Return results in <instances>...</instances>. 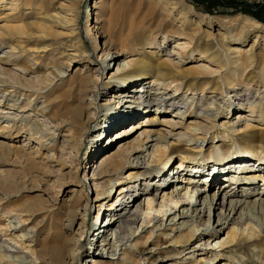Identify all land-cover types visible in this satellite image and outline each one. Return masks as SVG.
Listing matches in <instances>:
<instances>
[{"label": "bare ground", "instance_id": "obj_1", "mask_svg": "<svg viewBox=\"0 0 264 264\" xmlns=\"http://www.w3.org/2000/svg\"><path fill=\"white\" fill-rule=\"evenodd\" d=\"M1 1L5 2V7L8 5L6 8L3 6L4 10L10 9L13 13L20 9V4H29V0ZM80 4L81 0H63L57 4L60 11L47 13L43 18L37 17L42 21H26L25 18L20 20L10 16L12 12L6 15L0 13V46L9 42L11 44L0 54V90L3 91L6 87H21L34 92L37 89L32 86L33 80L26 77L29 72H40L44 76V88L47 91L69 83L66 89L61 88L59 96L49 98L36 107H33L29 100L20 105L13 100L14 103L10 101L7 106L0 100V120L7 118L4 122L16 123L15 118L6 116L9 113L7 109L19 108L26 112L30 108L29 112H35L32 120L29 119L32 113H29L27 127L16 128L15 123H0V131H7V136L0 138V162L8 165L14 160L21 168L19 174L8 172L0 176V190L7 195H19L26 188L21 185L27 179L31 180L34 186L37 178L42 175V171H38L39 160L55 161L60 168L69 167V173L60 171V180L72 179L71 174L75 167V183L80 186L77 195L75 191V196L72 194L73 196L65 201L60 212L55 211L57 201L51 203L48 198L42 199V209L50 208L51 212L48 224V219L43 217L36 222V227L26 228L31 222L30 219L36 215L33 213L30 217H23L25 212L30 211L31 206H23V209H20L19 215L13 220L14 224H6L0 219V239L2 236L9 238L0 242V264H81L84 240L91 238V247L94 241L98 243L97 251H89L90 255L86 258L89 264H143L145 261L146 264H178L180 257L177 256L191 249L192 244L202 247L201 250H213L218 247L221 255L235 248L227 258L228 262L222 259L217 264H241L237 254L242 258L245 255L237 252L239 250H236V247L242 246L243 243L255 248L252 254L258 260L255 264H264V104L261 102L264 96H251V87L254 84L264 87V43L261 42L264 26L246 17L242 25L240 22L238 32L232 34L228 26L230 21L225 17L215 18L213 20L220 27L215 37L214 34L198 30L201 21L191 17L194 14L192 8L181 0H96L92 12L87 16L89 26L84 38L90 43L101 65L95 69L90 67L92 64L85 65L74 87L71 86L72 78L68 79L69 74L61 72V69L60 71L51 64L56 61L59 62L58 67H67L77 57L86 56V46L80 44L81 34L77 31ZM128 5L135 9L133 14L126 8ZM108 11L110 15L107 18ZM112 13L120 17L118 25H121V28L117 36L108 25L112 24ZM69 27V32H65L64 29ZM222 28H225V31L220 33ZM69 33V44L63 40L58 42L67 47L66 62L51 58L49 63H44L45 55L41 53L48 52L53 46L52 37L56 35L63 39ZM173 38H177L173 48L181 50L179 53L185 58L183 62L175 61L174 56L178 52L165 46ZM29 52L33 53L31 63H28ZM196 55L199 60L207 61L209 66H186L188 57ZM122 56H125L123 64H119L116 71H111L113 64ZM36 57L38 58L35 59ZM8 61L14 66L13 69L1 64ZM95 63L93 62V65ZM50 68L52 71L47 72ZM147 80H150L152 86H146ZM131 83H135L137 87L132 88ZM238 86L245 89L238 90ZM172 90L173 94L170 93ZM208 90L223 95L237 92L233 102L239 103L234 107L233 102L224 105L219 103L215 111L212 107H195L200 110V113L196 112L197 116L211 123L210 135V131L202 130L200 121L185 123V118L195 112L193 104L196 94ZM112 91V99H108ZM182 93H185V96L180 98ZM252 97L255 100L252 101ZM242 99L244 102H241ZM107 104H113L114 113L105 116L108 123L105 125V122H101V129L89 140L91 152L110 126L150 114L151 109L156 115L146 122L152 126L146 127L133 140L120 144L114 142L105 146L104 150H96L100 156L90 166L91 182L77 179L81 164L80 152L94 118L92 113L97 115L107 108ZM178 104L184 107L180 106L172 111L174 105ZM186 107L187 109L183 110ZM247 108V111L252 113L260 109L261 113L257 119L259 123L253 124L251 118L245 115H240L237 122H217L218 115H222L226 110L228 113L234 110L244 112ZM158 113L171 115L157 122L160 124H155ZM39 116H42L43 120L38 119ZM62 129L65 130L62 135L66 139H63V142L68 143L67 147L46 148L44 140H54L61 134ZM18 138H23V144L13 143ZM211 139L219 140L210 143ZM31 141H36V155L26 148ZM217 143H220L217 147L221 149L220 153L215 148ZM40 146L46 150H41ZM238 148L243 151L242 155L238 154ZM174 157L179 158L181 163L175 172L172 170L173 177L169 179L168 172L164 169ZM233 158L238 160L231 161ZM185 162L218 167L207 168L208 174L204 176L207 185H198L196 177L202 176L206 172L205 169L198 167L187 169L185 174L181 173L188 168L187 164L185 168L180 169ZM223 164L227 165L221 169ZM160 166H163V171L157 172L158 180L157 177L152 178L155 171L162 170L159 169ZM238 168L240 171H235ZM53 171L52 167H47L48 173ZM246 171L249 173H245ZM179 175H189L185 179L189 184L185 194L182 196V186L176 185L175 190L163 195L159 210H155L153 204L160 197L159 190L172 185L171 183L176 181L174 178ZM222 179L230 181L228 187H222L225 181L222 184L218 182V190L212 195L210 190L214 181ZM242 179L252 181L250 184L246 180L242 183L243 186H256V181L262 180L263 188L256 190L244 187L245 191L239 190L238 185ZM90 189L93 190L89 195ZM154 190L155 193H152ZM145 194H153V197L146 199V211L139 201V197ZM193 194H197L195 201L192 200ZM114 195L115 200L112 199ZM252 196L254 198L251 199ZM165 200L174 203L175 207L169 205V209L161 212L164 205L168 206ZM180 202L179 209H174ZM96 208L97 220L101 214L107 212L108 215L98 227L96 224L88 227L86 217L93 214ZM154 212L158 215L153 214ZM206 215L209 220L204 226ZM257 215L263 220L257 218ZM212 216L216 218V224L213 226ZM141 219L143 220L139 226ZM21 229L27 231H24L22 236L15 235V232ZM226 229L224 237L218 236ZM41 232L42 238L39 235ZM145 234L149 236L146 237ZM21 237L35 244L28 246L19 240ZM212 243L216 247H210ZM25 249L28 250L24 251ZM195 252L193 250L183 254L181 258L187 254L194 257ZM155 255L160 256L162 261H153ZM202 255L204 254L197 257L195 255V259L187 264H204L205 257Z\"/></svg>", "mask_w": 264, "mask_h": 264}, {"label": "rangeland", "instance_id": "obj_2", "mask_svg": "<svg viewBox=\"0 0 264 264\" xmlns=\"http://www.w3.org/2000/svg\"><path fill=\"white\" fill-rule=\"evenodd\" d=\"M5 1L8 2L10 0H5ZM61 1H63V0H29L27 2V3H29L28 5L23 6L22 4H20V9L15 10L14 13L12 11H10V9H8V10L5 9L4 10V8H6L8 5L5 7L4 6L5 2L3 3L1 1L0 2V13L3 12L4 15H6L7 13L12 12V15H10V16L17 17L20 20H23V18H25L26 21H27V19L36 20L37 17H42L43 18L44 15H46L47 13H51L52 14L54 12L60 11L59 9H57V4H59V2H61ZM181 1L184 2L186 5H188L190 8H192L194 14L191 17L194 20L201 21L199 23L198 30L201 31L202 33L203 32H209L210 34H214L215 37L217 36L219 28H220L216 24L215 20H213L215 18L225 17L228 21H230V24L228 26H230V31H231L232 34L235 33V32H238V30L240 29V27H241V25L244 22L246 17H249L250 19L254 20L260 26H264V4H250V3H248V0H181ZM95 2H96V0H81L80 9H79L80 10V19H79V26H78L79 28H78L77 31H80V34H81L80 35V39H81V43L80 44L81 45L83 44V46L84 45L86 46L87 51L84 53L86 56L77 57V59L75 61H73V63L71 62L72 64L70 66H67V67H66V65H64L65 67H58L59 62H56V61H54V63L51 64V65H55L56 68H58L59 70L61 69L62 70V71L60 70L61 72L65 73V74L68 73L69 74L68 79L72 78L71 86H74V87L77 85L78 79L80 77L79 75L81 73V70L86 67L85 65L92 64L90 67H92L93 69H95L96 67L101 65V63L97 61L96 54L91 49L90 43L87 41V39L84 38V34L88 30V26H89L88 21H87V18H88L87 16H88V14H90L92 12V7H93ZM31 4H33V6ZM3 6H4V8H3ZM126 8L128 10H131L132 14H133L135 9H133L132 7H129V5ZM25 13H27L26 16L24 15ZM132 14L130 15L129 19H131ZM109 15H110V12L108 11V14H107L106 17L108 18ZM33 16H34V18H33ZM111 16H113L112 17V21H111L112 24L110 23L108 25L110 26V28H112L114 34L117 36L118 32H119V29L121 28L120 27L121 25H118V20H119L120 17H119L118 14H115V13H112ZM1 20L4 21L6 19H1ZM37 20L42 21L41 18H38ZM240 22H241V25H240ZM58 29H60V28H58ZM70 29H71V27H69L68 29H64V31L65 32H67V31L69 32ZM224 31H225V28H222L220 30V33H223ZM70 35H71L70 33L67 34L66 38H63V39H62V37H58L56 35H54L52 37L51 41L53 43V46L50 47V50L48 52L41 53V55H45L44 63H49L50 62L49 60H51V58L58 59L59 61H62V63L66 62L67 57H66L65 54L67 53V51L65 49H67V47L61 45L58 42L63 40V42H66V44H69L68 42H69L70 39H68V38H70ZM261 35H262V41L261 42L264 43V36H263L264 35V30H262ZM235 36L236 35H234V36L232 35L233 38H237ZM252 36H254V35H252ZM252 36H251V38H252ZM160 39H158V41ZM176 39L177 38L170 39L168 44H166L165 46L168 49L173 50L174 49L173 47L176 44L175 43ZM31 44H34V43H31ZM10 45H11L10 42L2 44L0 46V54H2L5 49L10 47ZM174 50L176 52H178V54L176 56H174L175 57L174 60L177 61V62L185 61V58L182 57L180 55V53H179L181 50L178 49V48L174 49ZM32 54L33 53H30V52L27 53V57H28V60H29L28 63H31L30 59H32L31 58ZM52 56H54V57H52ZM37 58L38 57H36L35 59H37ZM124 58H125V56H122L121 58H119L116 61V63L113 64V69L111 71H116L117 68L119 67V64L120 65L123 64V59ZM38 60L40 62L41 58H39ZM67 62H68V60H67ZM93 62L94 63L97 62V63H95V65H93ZM1 64L4 65L8 69H11V68L13 69V67H14L11 63H9V61L7 63L3 62ZM189 65L207 67V66H209V63L207 61H204V60H199V57L196 55L195 57H191V58H190V56L188 57V60L186 61V66H189ZM43 70H41V71H43ZM50 71H52V68L48 69L47 72H50ZM54 72H56V71H54ZM32 73L33 72L27 73L26 77L27 78L31 77L30 79L33 80V82H34V85H32V86L35 89H37V90H35L34 92H31L30 89H26V88L21 89V87H20V88H16L15 89V87L14 88L6 87V88H4L3 91L0 90V100L4 101L5 106H7V104L10 101L13 102V103H14V101H17V102H19L18 105H20L22 103L28 102V100H29V102H31V105L33 104L34 106L33 105L32 106L36 107V106L41 105L44 101H46L49 98H53L54 96H59L60 92L62 91L61 88L66 89L68 87L69 83H63L60 87H56V88H53V89L47 91V89L44 88V76L41 75L40 72L35 73V74L34 73L32 74ZM35 75L36 76L40 75V76L37 77L38 79L35 78V77H32V76H35ZM38 81H41V82H38ZM147 81L148 82L146 83V86H148V87H149V85L152 86V83L149 82L150 80H147ZM38 83H40V84H38ZM130 85L132 86V88L133 87H135V88L137 87V86H135V83H131ZM241 87H243V86H238L237 89L238 90H244L245 89V87L242 88V89H241ZM1 88L2 87H0V89ZM156 88H158V87H156ZM5 89H7V90H5ZM99 89L100 90L102 89L101 85L99 86ZM263 89H264V87L261 84L260 85L254 84L251 87V91H252L251 96H256V95L257 96L259 95V97L260 96H264V91L263 92L261 91ZM258 90H260V91H258ZM170 93L173 94L174 93L173 90ZM236 93L237 92H230L229 95H225V94L223 95V94H220V93H213V92H211L209 90L205 91L204 93L200 92V94L199 93L196 94L195 102H194L193 106H194V108L195 107H203V106L204 107H210V108L212 107L211 109L213 111H215V109H216V107L218 106L219 103H222V105H224V103L225 104H229L230 102H233L235 100V98L237 97V96H234V94H236ZM112 94H113V91L111 92V95L108 97V99L109 98L112 99ZM202 95H203V98L201 97ZM184 96H185V93H182V94L179 95L180 98H183ZM186 96H188V94ZM217 98H220V99H217ZM243 99H245V97H243ZM222 100H224V102ZM251 100L253 101L255 99H253V97H252ZM245 101L248 102L247 100H245ZM257 101H259V99ZM241 102H244V100L241 101ZM261 102H262V104H264V99L261 100ZM238 104H239L238 102H233V107L234 106H238ZM106 106H107V108L105 107L106 110L104 109L101 112H98L97 115L92 113V117H94V118H93V121H92V123L90 125L89 133H88V135H86V138L84 139V145H83V147L81 149V152H80V163L81 164H80L79 171L77 173L78 174L77 175L78 176L77 179H80V180H85L86 179L87 182H91L92 171L90 169V166L93 165V163L96 162V160L100 156L99 152H96V150H104L105 146L111 145L114 142H117V144H120V143L129 142V141L133 140L146 127L152 126L151 123L149 124V123H146V122L149 121L150 118H152V117H154L156 115V113L153 114L154 110L151 109L150 110V114L147 113V115H142V116H139L137 118L129 119L127 121L118 122L115 125L110 126L108 131L107 130L104 131V135H103L102 140H100V141H98L96 143V148H94L92 150V152H91V148H90L91 143H89V140L92 138V135L95 132H97L98 130L101 129L100 128V123L101 122H103V123L105 122V125H106L108 123V122H106V120H107L106 117H108L109 114H113L114 113L113 104H111V105L107 104ZM180 106L184 107V105H180ZM180 106H179V104L176 105V106L174 105V107L171 110L175 111V108H178ZM187 107L183 108V110L187 109ZM141 108H143V107H141ZM7 110H9V113L6 116H10L11 118H15L16 119V123L13 122V121L4 122L7 118L0 120L1 121L0 123L4 122V123H8L9 125H13L15 123L17 125L15 127L17 128L19 126L25 127L28 124V120L27 119H28L29 113H32V116H30L29 119L30 120L34 119L33 115L35 114V112H33V111L29 112L31 110L30 108H28L26 112L22 111L19 108L7 109ZM244 110H246V111H244V112L237 111L236 112V110H234V111H231V113H228V111L226 110V111L223 112L222 115H218L217 122L219 124L222 123L225 120H227V121L228 120H232V121L236 120L235 122H237L240 115H245L247 118H251L250 120L253 121V124L259 123V121L257 119L259 118L260 113H261L259 111L260 109H257V111L254 112V113H252L250 111H247L248 108L244 109ZM199 111H200L199 109L195 108V112L190 114V115H188L185 118V121H186L185 123L189 124L190 122H193L195 120L196 121H200L203 131H210V130L212 131V129H210L211 128V123L209 121L205 122V121H203V119L201 117L197 116L196 112H199ZM138 113H140V112H138ZM169 114L171 115V113H166V114L158 113V117H157V120H156L155 124H160V123H157V122H161L162 121L161 119H163L164 117H170V116H167ZM164 115H166V116H164ZM38 119L43 120V117L39 116ZM105 125H103V126H105ZM133 127H136V128H135L134 131H131ZM18 129H20V128H18ZM211 131L209 132L208 135H210ZM6 132L3 133V132L0 131V138H2V139L5 138V136H7ZM56 132H57V134L59 133V131H56ZM64 133H65V130L62 129L61 130V134L57 135L54 140L53 139H47L46 141L44 140L45 147L46 148H49V147H55V148L67 147L68 143L67 142L66 143L63 142V139H65V138L63 137L62 134H64ZM110 137H111V140H109ZM22 139L23 138H18L15 141H13V143L23 144V140ZM217 140H219V139H216V141ZM107 141H109V142H107ZM216 141L211 139L209 142L210 143L211 142L214 143ZM219 144L217 143L215 148L220 153L221 149L219 150L217 148V147H219L218 146ZM26 148L28 150H30L31 152H33L34 155H36L35 154L36 148H37L36 141H31L30 143H28ZM40 149L43 150V151L46 150V149H43L41 146H40ZM204 150H205V146L203 147V151ZM241 151L242 150L238 148V152H239L238 154L239 155L243 154V151L242 152ZM234 160H238V159L233 158L231 161H234ZM180 163H181L180 159L177 158V157H174V159L171 161V163L166 167V169H164V171L166 173L168 172L167 175H168V177H170L169 179H171L173 177L172 170H174V172H175L177 170L176 167L180 166ZM186 165H187L188 168H185ZM195 165H197V166H195ZM195 165H194V163L185 162L184 166H182L180 168V169L185 168V170H183L181 173L185 174V172H188L187 169L188 170H192V169H195V168H198V167L201 168V169H205L206 172L204 171L205 172V173H203L204 175L202 174V176L196 177V179H198V181H199V182H196V183L198 185H207L206 184L207 182L205 181L206 177H204L206 175V173L208 174L209 170L207 168H212V167L215 168V167H218V166L212 165V163L210 164V165H212L210 167H208V166H198V164H195ZM225 165H227V164L221 165L220 168L223 169ZM49 166L52 167L53 170H54L51 173L47 172V167H49ZM20 169L21 168L18 167V164H16L14 162V160H11V162L8 165L0 162V176H3L5 174H7L8 172H11V173H14V174H19V170ZM159 169H162V170L155 171L154 172L155 174H153L154 176H152V178L153 177H157V180H158L159 177L157 176L158 175L157 172L158 171H163V166H160ZM38 171H42V175H40V177L37 178L36 184L33 186L31 180L27 179L26 182H24V184L21 185V187L25 186L26 188L23 189V192H21L19 195L13 194V193L7 195L5 192L0 190V203H2V206H0V219H3L6 224L9 223V222H10V224H14L13 220H15V216L16 215L17 216L19 215V213H20L19 211H20V209H23V206H26L27 208L29 206L32 207V208H29V210H30L29 212H25L24 213V215H23L24 218L30 217V214H33V213L36 214V215H34L33 218L30 219L31 222L28 224V226L26 225L27 227L26 226H24V227H26V228L36 227V225H37L36 222L38 220H42L43 217H46L48 219V221H47V219L45 220V221H47V224H48L49 221H50L49 216L51 215V212H50V208L47 209V210L46 209H42V207L44 206V205H42V204H44L42 199L48 198V199L51 200V203H53L54 200L57 201L56 204H55L56 205L55 206L56 207L55 211L56 212H60V210L63 209L62 207H64V205L66 203L65 201L69 200L71 198V196L74 195L75 191H76L75 195H77V192L80 189V186L76 185L77 183H75L76 182V180H75V167H73V170H72L73 171L72 174H71L72 179L64 178V179L60 180V177H61L60 174H59V173H61L60 171H63L64 173H69L70 168L69 167L60 168V166L55 161L49 162L47 160H44L43 162H41L39 160ZM235 171H240V169L238 168ZM127 172L128 171L126 170V173ZM144 173H146V172H144ZM189 173H191V171H189ZM245 173H249V172L246 171ZM85 175H87L86 176L87 178L85 177ZM160 175H162V172L160 173ZM188 177H189V175H183V176L179 175L178 177L176 176L174 178V180L176 179V181L172 182L171 183L172 185H169V186H167L165 188L160 189L159 190L160 197H158V199L153 204L154 207L156 208L155 210H159L160 203L164 199L163 195L165 193L171 192L172 190H175L176 189V185L180 186V187L182 186V188L180 189L181 190L180 192H182L181 194L183 196L185 194V192H186V188L189 185L187 183V181L185 180ZM157 180H155V181H157ZM246 180H248V179H242L239 182L240 186L237 184L239 190L245 191L244 187L250 188V189L251 188L252 189L256 188V190H260L261 188H263L262 180L256 181V183H255L256 186L250 185L252 183V181L248 180L250 184H248L247 186H243L242 183H244ZM223 181H225L224 182L225 184L222 187H225V186H226V188L228 187L230 181L223 180V179L220 180V181H217V182L214 181V186L210 190V193H212V195L214 193H216L217 190H218L217 183L219 182V184H222ZM226 183H228V184H226ZM92 190L93 189L89 190V192H88L89 195L91 194ZM189 190H191V189H188V191ZM152 193H155V190ZM167 196H168V194H167ZM147 197H153V194H151V195L150 194H145V195H141L139 197L140 198L139 201L142 202V206H144V210L145 211L147 210V204H146L147 203V200H146ZM196 197H197V194L196 195L193 194V199L192 200L195 201ZM115 198H116V195H114V197H112V199H114V200H115ZM252 198H254V196H252L251 199ZM41 202H42V204H41ZM164 202L166 204H168V206L164 205L163 208H161V212L165 211L166 208L169 209V205H171L172 207H175V204L169 202L168 200H165ZM157 203H158V205H156ZM180 204H181V202L178 203L176 205V208H174V209H179ZM31 209H32V211H31ZM93 211H94L93 214H90L89 216L86 217V221H87L88 227L89 226L91 227V225H94V224H96L97 227H98L99 224L101 222H103V220L108 215L107 212L104 213V214H101L100 218L97 220L96 216H97L98 209L96 208ZM11 212H12V214H11ZM153 214L158 215L156 212H154ZM257 218H259L260 220H263V219H261L260 215H257ZM142 220L143 219H141L139 221V223H138L139 226L141 225ZM208 220H209V216L208 215L204 216V226H205L206 223H208ZM211 223H212V226L216 224V218L214 216H212ZM41 226H43V224H41ZM39 227L40 226H37V228H39ZM200 227H203V225L202 226L200 225ZM24 231H27V229L18 230V231L15 232V235H21L22 236L23 233H25ZM226 232H227V229L225 231L220 232L218 234V236H220L222 238V237H224L226 235ZM39 235H40V238H42L43 237V232H41ZM85 235H86V233L84 234L83 238L85 237ZM145 235H146V237L149 236V234H145ZM94 236H96V234ZM21 238H19V240H22L28 246L32 245V244H35L34 242H32V241H30L28 239H25L23 237H21ZM6 239L9 240V238L7 236H2L1 239H0V242L4 241ZM92 240H93V238H91L90 240H84V246L85 247H84V255L82 256V259H81V264H89V262L86 261L87 256L90 255V252L97 251V243L98 242L94 241V244L91 247L90 243L93 242ZM191 246H192L191 249H188L183 254L192 252L193 250L196 251L195 252L196 253L195 254L196 257L199 256L200 254H204V255H202V256L205 257V260L203 262L204 264H217L222 259H224V260H226V262H228L227 258H229L231 256L230 253L235 251V248H234V249H232L233 251L230 250L229 253H226L225 255L222 253L223 255H221V253L219 252L220 249L218 247H217V249L214 248V247H216L214 243H212V245H210V247L214 246L213 250H209V249L201 250L202 247H196L195 244H192ZM193 246H195V247H193ZM254 249L255 248H253V246L249 247L245 243H243L242 246L236 247V250H239L237 252H241V254L245 255L242 258L239 254H237L238 258L242 261L241 264H255V263L258 262L256 257L252 255L253 252L255 251ZM27 250L28 249H25L24 251H27ZM198 250H200V251H198ZM137 253H139V252H137ZM28 254H30V251H28ZM183 254H179L177 256V257H180V259L177 261L178 264H187V263H190L193 259H195V255H194V257H191V254H187L186 257L181 258L183 256ZM152 260L155 261V262H161L162 261L161 257L158 256V255H155L154 258H152ZM143 264H146V261Z\"/></svg>", "mask_w": 264, "mask_h": 264}, {"label": "built area", "instance_id": "obj_3", "mask_svg": "<svg viewBox=\"0 0 264 264\" xmlns=\"http://www.w3.org/2000/svg\"><path fill=\"white\" fill-rule=\"evenodd\" d=\"M250 4H264V0H248Z\"/></svg>", "mask_w": 264, "mask_h": 264}]
</instances>
